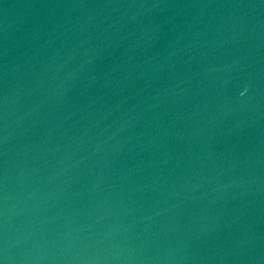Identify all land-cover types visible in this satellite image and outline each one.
<instances>
[{"label": "water", "instance_id": "water-1", "mask_svg": "<svg viewBox=\"0 0 264 264\" xmlns=\"http://www.w3.org/2000/svg\"><path fill=\"white\" fill-rule=\"evenodd\" d=\"M0 264H264V0H0Z\"/></svg>", "mask_w": 264, "mask_h": 264}]
</instances>
